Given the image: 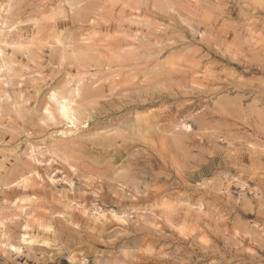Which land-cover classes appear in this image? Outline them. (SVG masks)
<instances>
[{"label": "clouds", "instance_id": "clouds-1", "mask_svg": "<svg viewBox=\"0 0 264 264\" xmlns=\"http://www.w3.org/2000/svg\"><path fill=\"white\" fill-rule=\"evenodd\" d=\"M0 264H264V0H0Z\"/></svg>", "mask_w": 264, "mask_h": 264}]
</instances>
